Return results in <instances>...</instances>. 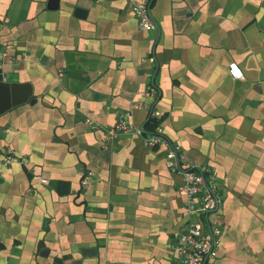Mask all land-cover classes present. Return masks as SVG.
Segmentation results:
<instances>
[{
    "label": "crops",
    "instance_id": "obj_1",
    "mask_svg": "<svg viewBox=\"0 0 264 264\" xmlns=\"http://www.w3.org/2000/svg\"><path fill=\"white\" fill-rule=\"evenodd\" d=\"M136 1L0 0V152L26 160L0 177V264H175L185 168L217 172L204 264H264V0H149L150 31ZM122 115L168 144L108 139Z\"/></svg>",
    "mask_w": 264,
    "mask_h": 264
},
{
    "label": "built area",
    "instance_id": "obj_2",
    "mask_svg": "<svg viewBox=\"0 0 264 264\" xmlns=\"http://www.w3.org/2000/svg\"><path fill=\"white\" fill-rule=\"evenodd\" d=\"M132 9L141 28L153 30L155 22L150 10L149 0L136 1ZM229 72L234 78H244L245 73L237 62L229 64ZM157 116L158 113H155ZM89 124L96 126L92 120ZM141 134L147 146L168 144L163 136L162 128L146 134L145 131L134 125L122 115L120 119L107 131V138L114 139L121 134ZM178 146H171L168 152L169 167L181 171L177 160ZM26 160L13 149L8 148L0 152V177L4 169L16 162L24 163ZM183 183L179 192L186 197L188 213L191 221L178 233L174 244L176 256L175 264H204L208 257H215L216 246L222 233L216 211L219 207V196L216 185L217 172L209 169L196 170L185 168L182 170ZM87 179H84V183ZM48 183L47 179L41 180Z\"/></svg>",
    "mask_w": 264,
    "mask_h": 264
},
{
    "label": "water",
    "instance_id": "obj_3",
    "mask_svg": "<svg viewBox=\"0 0 264 264\" xmlns=\"http://www.w3.org/2000/svg\"><path fill=\"white\" fill-rule=\"evenodd\" d=\"M12 32L16 33V30L8 31L7 29L0 30V105L6 103L7 98L10 97V94L13 91L14 85L12 82L8 81L6 77L9 74L8 69V53L9 46L13 44L14 36ZM14 96V94H13ZM3 109H0V114L3 112Z\"/></svg>",
    "mask_w": 264,
    "mask_h": 264
}]
</instances>
